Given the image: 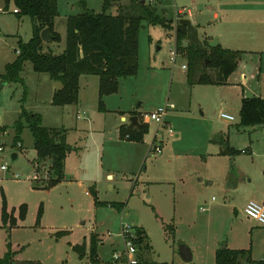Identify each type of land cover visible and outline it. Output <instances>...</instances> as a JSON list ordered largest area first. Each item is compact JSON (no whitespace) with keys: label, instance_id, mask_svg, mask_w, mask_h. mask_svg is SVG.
Instances as JSON below:
<instances>
[{"label":"rangeland","instance_id":"obj_1","mask_svg":"<svg viewBox=\"0 0 264 264\" xmlns=\"http://www.w3.org/2000/svg\"><path fill=\"white\" fill-rule=\"evenodd\" d=\"M149 3L169 26L144 22L138 43V72L121 78L119 90L103 97L109 113L101 108L99 76L80 77L78 104L88 121L77 119L78 107L59 110L55 106V85L50 75L35 71L31 61L21 72L24 84H1L6 65L17 57L19 41L32 37L34 21L15 13L13 0H0V146L5 148L0 151V260L10 245L16 258L38 259L42 264H113L114 251L124 249L119 237L121 228L130 225L146 229L160 264H187L180 255L182 244L193 253L188 264H218L219 247L248 248L253 242L254 257L257 261L263 259L264 264V227L257 231L252 226L255 221L244 217L240 208L248 194L246 189L264 183V124H239L243 84L236 81L240 70L226 84H192L188 69L182 68L183 63L188 65L186 51L179 49L182 56L175 67L169 60L171 52L178 49L176 26L181 18H190L201 23V28L223 33L225 47L236 45L238 40L253 51L254 64L250 57L248 60L253 74L245 85L246 95L257 93L264 97V0ZM120 5L128 4L123 0L117 7ZM84 6L102 12L104 0H58L55 29L62 40L47 42L46 50L63 52L68 17L84 12ZM117 7L115 4L109 12H118ZM180 9L184 11L179 13ZM200 37L207 39L202 29ZM182 44L187 46L190 41L183 40ZM259 66L262 69L258 78ZM208 72L214 70L210 68ZM167 104L175 108L169 110L166 124H146L149 132L143 142L121 135L118 126L124 123L120 120L122 112L127 116L134 112L145 114ZM23 106L42 113L44 125L79 127L69 135V141L81 149L68 157L66 178L74 177L88 188L95 187L98 198L88 196L78 182L69 183L64 178L48 189L43 187L53 178L51 160L39 167L41 176L49 171L50 178L42 182L32 179L37 157L34 158V137L27 124L21 142H14L15 123ZM221 111L233 114L235 120L221 118ZM157 133L155 144H160L161 151H150ZM230 146L240 152L225 157L217 153ZM14 153L18 155L16 159L12 157ZM2 165L8 169L3 170ZM226 167L232 169L229 179L232 174H242L241 186L226 187ZM109 172L114 174L112 178L107 177ZM113 204H122V208ZM233 204L238 206L239 214ZM5 211L15 222L5 220ZM93 232L102 240L98 244L100 261L91 259ZM85 237L88 254L82 260L72 244L83 243Z\"/></svg>","mask_w":264,"mask_h":264},{"label":"trees","instance_id":"obj_2","mask_svg":"<svg viewBox=\"0 0 264 264\" xmlns=\"http://www.w3.org/2000/svg\"><path fill=\"white\" fill-rule=\"evenodd\" d=\"M11 0H7L10 2ZM15 12L19 17L30 16L34 21L33 35L28 41L20 40L16 49L17 57L6 65L5 73L1 75V84L10 82L24 84L21 72L27 61H31L37 72H46L56 82H61L62 89L57 90L53 103L56 105L75 104L79 101L80 77L85 74L98 75L100 79V103L103 97L119 90L121 78L136 75L139 67L138 43L144 22L169 26L157 8L143 0H131L127 6H121L117 13L109 12L112 6L122 0H104L102 12L86 8L84 12L70 15L67 20L66 47L60 54L51 49H45L41 32L48 27L53 34V40L60 42L61 35L55 30V18L58 15V0H13ZM84 2V0H82ZM177 47L186 51L188 59V80L192 84H226L229 77L239 67L244 52L223 48L221 45L209 50H201L190 42L183 46L187 38V27L180 22L176 26ZM208 39L204 43L208 44ZM208 60V63H206ZM212 68L214 73H209ZM26 95V91H25ZM25 98V97H24ZM134 114H139L134 112ZM30 128L37 151L36 161L39 163L51 160L53 178L46 188L55 185L64 177L65 161L73 146L68 143L66 129L47 127L43 124L40 113L28 111L22 107L19 119L15 123V144L22 140L25 125ZM241 126H257L264 124V98L261 96H244L241 100ZM4 132L5 129L1 128ZM149 132V126L121 129V134L133 141H144ZM238 150L227 147L225 154L237 153ZM39 187V185H37ZM122 208V204H113ZM5 220L15 218L6 211ZM139 237L136 242L139 247L144 243L150 249L142 229H137ZM80 257L84 256L85 244L73 247ZM98 239L91 237V259L96 261ZM15 253L9 245L1 264H41L39 261H20L14 258ZM243 259L251 263H262L252 259L251 249H231L220 247L216 252L218 264H239ZM264 263V262H263Z\"/></svg>","mask_w":264,"mask_h":264},{"label":"crops","instance_id":"obj_3","mask_svg":"<svg viewBox=\"0 0 264 264\" xmlns=\"http://www.w3.org/2000/svg\"><path fill=\"white\" fill-rule=\"evenodd\" d=\"M123 1V0H122ZM124 1H126V3L129 5L130 3H131V0H124ZM150 0H147V2H149ZM115 5V4H114ZM113 5V6H114ZM112 6V7H113ZM122 5H120V6H118L117 7V3H116V7L117 8H119L120 9V7H121ZM184 10L183 9H180L179 10V13H181V12H183ZM115 13H117V12H115ZM190 13H192L191 11H190ZM215 17H219V15H218V13H215ZM195 25H197V27L199 28V33H200V35H201V29L203 30V32H204V39L205 38H207L208 40H212L215 36H217L218 38H219V45H221L223 48H229V49H233V50H241L242 52H244V56H243V59H242V61H241V63H240V65H239V67L237 68V70H240V73H241V75H239L240 76V79L239 80H237L236 81V84L238 83V85L239 84H243V86H242V97L241 98H243L244 96H247L246 95V92H247V89H246V87H245V85L247 84V80H248V77H249V75H252L253 74V72H251V66H250V62H252L253 64H254V60H253V58L255 57V56H251L252 55V53H253V51H250V50H248V49H245V48H247L246 46H243L242 45V43L241 42H238V40H236V45H230V46H227V47H225L224 45H223V42H224V38H223V33H221V32H213L212 30H208V28H206V27H204L203 26V28H201L202 27V24L201 23H197L196 21H192ZM56 28V27H55ZM56 30V29H55ZM241 34V33H240ZM61 35V34H60ZM61 40H62V37H61ZM186 40H188V39H186ZM47 42H45V45H47L48 46V44H46ZM50 46V45H49ZM45 49H46V46H45ZM249 57L251 58L250 59V62L248 61L249 60ZM249 62V63H248ZM249 64V66H247ZM260 65V64H259ZM261 66H259L258 67V73H257V76H258V78L260 77V73H261ZM236 70V71H237ZM235 71V72H236ZM83 76V75H82ZM232 76V75H231ZM52 80V79H51ZM232 80V79H231ZM52 82H53V86L54 85H56V81H54V80H52ZM231 82H233V81H231ZM230 82V83H231ZM233 84H235V83H233ZM63 87V86H62ZM57 90H56V87H55V89H54V93L56 92ZM253 96H261V97H263V95H261V94H257V93H255ZM264 98V97H263ZM242 100V99H241ZM79 103V102H78ZM78 103H75V104H66V105H55V106H58V108H59V110L60 109H63L65 106H74V107H78V111L76 112V117H77V119H85V120H88V121H90L89 120V118H88V116L86 115V113H81V111H80V109H79V106H80V104H78ZM73 107V108H74ZM103 110H105V112H107V113H109L108 111V109L107 108H104ZM64 111V110H63ZM36 113H39V112H37V111H35ZM41 115H42V117H43V122H44V119H45V117H44V115L42 114V113H40ZM134 113H132L131 115H133ZM130 115V116H131ZM130 116H127L126 114H124L123 112L121 113V115H120V120L121 121H124V123L122 124V125H119L118 126V129L120 130V133H121V129L123 128V127H126V126H129L130 127V122H129V117ZM90 124V127H92V124H91V122H89ZM44 124V123H43ZM45 126H47V127H56V128H65L66 129V135H67V141H68V143L69 144H71L72 146H73V150L68 154V156H67V158H66V161H65V170H64V179L65 180H67L69 183H76V182H78L82 187H85L86 188V194L88 195V196H90V197H92V195H93V197H94V199L95 198H98L99 196H98V191H97V189H95V187H87V185L84 183V181H82V180H79V179H76V178H74V177H72L71 179H67L66 178V171H67V162H68V157L73 153V152H78V151H80V149H81V147H79L78 145H73L70 141H69V135H70V133L71 132H73V131H78V126H74V127H72V128H68V127H66L65 125H54V126H52V125H45ZM3 128V127H2ZM122 135V134H121ZM127 136V135H126ZM127 138V137H126ZM128 140H130L129 138H127ZM130 141H133V140H130ZM135 142H137V141H135ZM143 142V141H142ZM35 147V146H34ZM231 148H234L235 149V147L234 146H230ZM35 149V148H34ZM251 148L249 147V148H247V150L249 151ZM236 150H238V149H236ZM222 151H224V149H221V150H219L217 153L219 154V155H222V156H228L229 154H225V153H222ZM239 152H240V150H238ZM34 153H35V155H34V158H36L37 157V151H36V149L34 150ZM232 154H235V153H232ZM231 168L229 169L228 167H226L225 169H224V172H223V181L224 182H227L228 184L226 185V187L227 188H231V189H235V188H237V187H239V186H241V181H242V174H236L237 176H238V184H237V186L235 185V182H234V180H232V183L230 184V186H228L229 185V175H230V172H231ZM114 176V174L113 173H111V172H109V173H107V177L108 178H112ZM63 179V180H64ZM253 179H250V181H252ZM251 184H252V182H251ZM42 187V186H41ZM44 187V186H43ZM42 187V188H43ZM110 188H112V186L110 185L109 186ZM48 189V188H47ZM247 191H248V194H247V197H245L246 198V200H245V202H244V204L242 205V207H240L241 208V213L244 215V217H248L246 214H245V212H244V208H245V206H246V204L248 203V201L249 200H258V202L260 201V203H262V204H264V183H262V184H257V185H252V186H249L247 189H246ZM234 208H235V210H236V212L239 214V209H238V206L237 205H235V204H233L232 205ZM249 218V217H248ZM249 219H252V218H249ZM252 220H254L255 221V223L254 224H252V226L254 227V228H256L257 229V231H261V230H259L260 228H262V227H264V226H262L257 220H255V219H252ZM142 229L143 231H144V233H145V239L147 240V242L149 243V246H150V249H146L145 247H144V243L139 247V256H140V258H141V260H142V262H143V264H160V263H158V261H156V252H155V248H154V246H153V243H152V241H151V239H150V237H149V234H148V232L146 231V229L144 228V227H141V226H138L137 227V229ZM264 229V228H263ZM254 231V230H253ZM259 234H261V233H259ZM97 236L96 238L98 239V244L102 241V240H100L99 239V236H98V234H96L95 232H93L92 233V235H91V237L92 236ZM90 240H91V238H90ZM83 244H85V248H86V250H85V253H84V256L83 257H80L82 260H83V258L88 254V252H87V237H85V239H84V241H83V243H76V244H72V247H74V246H76V245H83ZM263 245H264V242H263ZM99 246V245H98ZM220 248V247H219ZM218 248V249H219ZM229 248H231V249H251V252H252V259L253 260H255V261H257V259L254 257V252H253V248H254V242L252 243V247H248V248H236L235 246L234 247H229ZM217 249V250H218ZM12 250H13V248H12ZM73 250H74V248H73ZM217 250H216V252H217ZM74 251H76V250H74ZM77 252V251H76ZM79 256H80V254H78ZM14 258L16 259V260H20V261H25V260H28V261H39V262H41L40 260H38V259H25V260H22V259H19V258H16V256H14ZM95 259H96V261L98 260V261H100V259H98V248H97V254H96V257H95ZM260 261L261 260H263V259H259ZM41 264H42V262H41ZM166 264H169V263H166ZM171 264H175V263H171ZM188 264V263H187ZM239 264H261V263H251V262H248V261H246L245 259H243Z\"/></svg>","mask_w":264,"mask_h":264},{"label":"built area","instance_id":"obj_4","mask_svg":"<svg viewBox=\"0 0 264 264\" xmlns=\"http://www.w3.org/2000/svg\"><path fill=\"white\" fill-rule=\"evenodd\" d=\"M14 11L18 12V9L15 8ZM181 56L182 55H181L179 49L173 50L171 52V56H170L169 60L174 67L177 64V59ZM182 68L187 70L188 65L186 63H183ZM173 108H175L174 104H167L166 106L157 108L153 112H145V114L140 113V114H138L140 122L142 124L143 123L150 124L151 122L155 121V122L159 123L161 126H164V124H166V116L168 115L169 110L173 109ZM219 116L225 120H228V121L235 120V117L233 114H230V113L225 112V111H221L219 113ZM168 130L171 134L174 133L172 128L169 127ZM126 137L128 138L129 135H127ZM157 138H158V133L156 134L154 140L152 141L150 151L154 150V149L158 152L161 151L160 144H158V145L155 144L157 141ZM4 150H5L4 146L1 145L0 151H4ZM243 152H244V150H243ZM34 165H35V169H36L35 173L32 176V179L34 181L42 182V181L48 179V177L50 178L51 174L49 171L44 175V177L41 176V174L39 173V167L41 164L39 162L35 161ZM2 169L7 170L8 166L2 165ZM16 179L19 180V175H16ZM244 210H245V214L249 218L257 220L262 226H264V204H262L258 201H255V200H250L246 204ZM141 236H143V235L138 234L137 228H134L130 225H123L121 228V232L119 233V237L123 241L124 249L121 252H119L117 250L114 251V253H113V264H143V262L139 256V245L136 242V240Z\"/></svg>","mask_w":264,"mask_h":264},{"label":"water","instance_id":"obj_5","mask_svg":"<svg viewBox=\"0 0 264 264\" xmlns=\"http://www.w3.org/2000/svg\"><path fill=\"white\" fill-rule=\"evenodd\" d=\"M142 2L145 3L146 0H143ZM179 22L187 27L188 40L194 43L196 46H198L201 50L206 51L212 47H216L219 45V38L217 36H215L212 40H209L208 44L206 45L200 37L199 28L197 27V25H195L192 22L190 18H181ZM41 36L44 42H49L53 40V34L51 33L48 27L42 30ZM206 63H208V60H206ZM55 87H56V90L62 89L61 82H57ZM129 122H130V128L140 127L142 124L140 122L138 114L131 115L129 117ZM221 139H222L221 137L216 138L217 141H221ZM17 156H18L17 153H14L12 157L13 159H16ZM238 179H239L238 176H235L234 174H232L230 176L228 186H230V184L232 183V180H234L235 185L237 186L238 181H239ZM180 255L182 259L187 263H190L193 260V253H192L191 248L188 245L182 244L180 246Z\"/></svg>","mask_w":264,"mask_h":264}]
</instances>
